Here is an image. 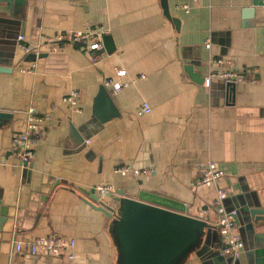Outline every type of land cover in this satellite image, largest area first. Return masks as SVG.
Returning a JSON list of instances; mask_svg holds the SVG:
<instances>
[{
	"label": "crops",
	"instance_id": "obj_1",
	"mask_svg": "<svg viewBox=\"0 0 264 264\" xmlns=\"http://www.w3.org/2000/svg\"><path fill=\"white\" fill-rule=\"evenodd\" d=\"M21 1L9 15L0 5V116H10L0 119V197L14 220L0 232V264H123L118 203L100 199L99 187L122 201L147 193L182 205L213 232L174 264H214L207 254L223 247L213 226L216 189L197 184L211 161L224 174L218 187L227 206L240 211L245 248L236 264H264V222L251 226L247 213L264 210V4L168 0L169 20L161 0ZM86 27L105 28L104 54L84 40L57 41ZM19 36L46 56L28 62ZM32 63L35 73L21 72ZM228 73L237 78L223 80ZM106 82L128 86L113 95ZM101 87L118 116L96 105ZM72 91L79 111L64 101ZM145 104L151 112L139 116ZM30 111L44 118L45 131L24 169L16 141ZM72 127L81 146L71 142ZM102 203L113 217L98 210ZM49 236L75 246L59 258L30 257L26 245L16 251Z\"/></svg>",
	"mask_w": 264,
	"mask_h": 264
},
{
	"label": "water",
	"instance_id": "obj_2",
	"mask_svg": "<svg viewBox=\"0 0 264 264\" xmlns=\"http://www.w3.org/2000/svg\"><path fill=\"white\" fill-rule=\"evenodd\" d=\"M165 16L170 20L168 0H161ZM263 0H254V6L263 5ZM0 5L8 7L7 14L12 13L14 7L23 6L21 0H0ZM177 21V20H175ZM109 37L104 38L105 48L108 49ZM107 40V43H106ZM112 43V39L110 38ZM110 50V49H109ZM46 55L36 56L31 53L27 57L28 62H36ZM192 67L187 66L186 71L192 76ZM2 72V71H1ZM195 82H201L198 77L192 76ZM204 82V79H203ZM231 85H234L231 83ZM102 107L106 103L108 109L107 118L118 116L115 103L105 87H101L96 105ZM98 107L95 109L97 112ZM10 118L8 115H1L0 119ZM102 117V116H101ZM101 122L105 123V117ZM71 142L76 146L84 143V138L72 127L70 132ZM95 194V190L91 191ZM112 205L117 204L118 208V234L124 252L123 264H174L177 259L184 256L193 246L208 245V238L213 232L205 222L200 219L187 215L188 211L182 208V205L172 202L169 199L154 194L140 193L138 199H114L108 195ZM102 199V196L100 197ZM112 201V202H111ZM228 199L224 202L227 211L236 210V223L239 224V209L229 208ZM112 205L106 206L102 203L99 211L107 214L109 217L114 216ZM247 211V210H246ZM12 208L5 207L0 197V232L4 225L13 222ZM249 224L259 226L264 222V210L261 208H251L249 211ZM217 231V230H214ZM243 244H245L243 242ZM245 248V247H244ZM211 256L214 264H236L241 258L226 257L220 251L210 250L207 254Z\"/></svg>",
	"mask_w": 264,
	"mask_h": 264
},
{
	"label": "built area",
	"instance_id": "obj_3",
	"mask_svg": "<svg viewBox=\"0 0 264 264\" xmlns=\"http://www.w3.org/2000/svg\"><path fill=\"white\" fill-rule=\"evenodd\" d=\"M264 3V0H263ZM185 10H188V7H184ZM106 35L105 28L103 27H86L85 30L75 31V32H65L61 33L57 37V41L66 42V41H81L84 40L85 43L89 46V51L98 52L104 54L106 52L105 45L103 43V37ZM19 47L25 53H35L38 57L41 53L38 48L31 47L26 43L24 36L18 37ZM209 48V45H207ZM217 65L232 64L229 59H214L212 61ZM37 69V64L32 63L31 66L21 69L22 73L32 74L35 73ZM117 75L119 77L125 75V71L117 70ZM225 81L228 79L237 78L236 73H228L222 76ZM206 86L210 87V80L206 81ZM128 85H122L121 83H111L106 82L105 87L109 88L113 95H118L125 87ZM78 92L72 91L64 98V101L76 111H79V102H78ZM151 108L148 104H145L143 108L138 112L139 116L149 114ZM44 118L38 116L34 111L28 113V118L26 121V130L24 133L20 134L16 141L17 155L21 161L22 167L25 169L29 166V163L34 154V148L37 142L41 139L44 133L43 126ZM89 143V141H88ZM119 171L126 175L129 171L127 169H119ZM135 175H139V171H133ZM224 174L218 169L217 164L214 162H209L207 168L203 174V177L198 181L199 186L213 187L216 189V201L215 208L218 215V219L215 222L214 229L218 231L221 236L223 247L221 249L222 255L226 257L239 258L242 252L244 251V244L237 232V223H236V210L227 211L224 202L228 199V192L220 189L218 187ZM98 193L101 196L109 195L113 192L112 187H99L97 189ZM24 245L28 248V254L30 257H50L56 258L65 255V252L69 248H74V241H67L65 239L57 238L55 236H49L46 238H41L33 242L27 243H17L16 251L21 252ZM70 259H73V255H69Z\"/></svg>",
	"mask_w": 264,
	"mask_h": 264
}]
</instances>
